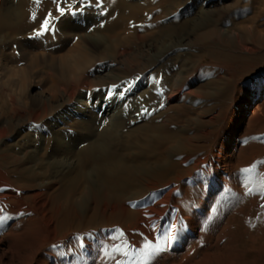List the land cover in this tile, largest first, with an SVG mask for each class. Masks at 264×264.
<instances>
[{"label": "bare ground", "instance_id": "bare-ground-1", "mask_svg": "<svg viewBox=\"0 0 264 264\" xmlns=\"http://www.w3.org/2000/svg\"><path fill=\"white\" fill-rule=\"evenodd\" d=\"M58 2L72 10L61 15L57 0H8L0 8V40L34 33L49 12L53 31L48 35L60 36L61 46L78 37L55 57L57 62L45 66L43 88L28 95V101L10 90L12 82H0V217L13 215L19 217L13 226L30 223L31 231L44 229L52 244L77 229L59 232L61 207L77 211L101 198L110 202L103 203L101 226L122 225L134 248L160 245L152 254L158 255L181 246L196 224L192 214L181 216L188 196L176 195L204 172L217 171L232 140L227 137L223 148L210 156L193 158L184 153V132L161 117L171 104L195 101L189 97L196 81L190 74L203 55L191 62L184 51L186 40L194 43L216 29L221 12L212 8L222 0H103L93 10L86 9L88 0H81L79 10L73 0ZM241 2L235 0L224 12L231 13ZM261 10L234 13L240 19L236 31L250 38L264 34V26L259 28L255 20L244 23L262 15ZM206 23L209 28L204 29ZM172 55L179 66L165 64ZM111 59L120 64L90 68ZM145 67L149 71L141 72ZM143 95L144 102L139 100ZM70 125L77 129L75 135L68 131ZM194 169L193 176L179 182ZM168 234L176 237L170 246ZM205 236L202 230L199 240ZM0 242V264H47L44 257L36 258L38 249L24 261ZM142 253L136 252L137 257Z\"/></svg>", "mask_w": 264, "mask_h": 264}, {"label": "rangeland", "instance_id": "rangeland-1", "mask_svg": "<svg viewBox=\"0 0 264 264\" xmlns=\"http://www.w3.org/2000/svg\"><path fill=\"white\" fill-rule=\"evenodd\" d=\"M234 1L222 0L220 5L211 7L221 12L216 29L194 43L191 38L186 40L189 44L184 51L188 52L191 62L203 55L190 74L196 78L189 96L195 101L171 104L161 117L171 128L184 132L188 147L184 153L193 154V158L210 156L223 148L227 137L232 140L228 152L221 158L224 163H219L218 172H204L201 179L187 183L176 195L177 198L188 196L181 216L193 215L196 226L189 240L142 260L136 252H143L145 246L134 248L122 225L117 229L113 225L101 226L105 223L102 206L110 202L98 198L95 204L77 211L69 206L61 207L56 213L59 232L71 226L77 229H71L64 239L52 244L46 239L44 229L31 231L30 223L13 226L19 217L11 215L5 221L6 227H0L3 245H10L24 261L31 259L30 252L38 249L36 258L44 257L47 264H115L116 260L121 264H264V34L250 38L234 28L240 20L234 13L247 12L252 7L253 11L262 9L263 14L244 22L245 25L255 20L259 28L263 27L264 5L259 0L254 3L243 0L231 13L224 12ZM88 2L86 9L93 10L95 2ZM205 25L207 29L208 24ZM48 34L39 37L35 32L15 34L0 40V82H12L10 90L20 101H28V95L43 88L45 66L57 62L55 57L78 39L74 37L62 48L60 36ZM173 56L164 63L179 66ZM103 62L120 64L118 59L103 60L92 64L91 70H98ZM146 71H149L147 67L141 72ZM151 71L158 78L156 70ZM163 96L162 100L167 95ZM144 99L145 95L139 100ZM67 129L71 135L77 133L74 125ZM195 173V169L185 173L179 182ZM88 226L91 229H86ZM202 230L206 236L199 240ZM116 246L120 252L114 251Z\"/></svg>", "mask_w": 264, "mask_h": 264}, {"label": "snow or ice", "instance_id": "snow-or-ice-1", "mask_svg": "<svg viewBox=\"0 0 264 264\" xmlns=\"http://www.w3.org/2000/svg\"><path fill=\"white\" fill-rule=\"evenodd\" d=\"M37 2H39V0H37ZM80 2H81V0H77V10H79ZM90 2H95L97 7H101V5L103 3V0H90ZM71 10H72L71 7H69L68 9H66L65 7H61L60 3L57 0V9H56V11L59 12L61 15H64L66 13V11H71ZM51 16H52V13L49 12L48 16L44 17L43 20L40 21L39 29L34 30L36 37H39L40 35H44L46 33H49V32L53 31V26L50 24V20H49V18ZM31 18L33 19V21H35L37 19L36 14L33 13ZM101 26H103V25H101ZM17 55H19V53H17ZM111 94L112 93L110 92L109 95H111ZM162 106L163 105H161V107ZM146 111L147 110L145 109V112ZM245 171H248V170H245ZM5 219H6L5 217H0V227L3 226V223H4ZM121 235H123V233H121ZM175 238H176L175 235H171V234L166 235V237H165L166 243L170 246L171 241H173ZM81 247H83V243H81ZM159 249H160V245L146 244L145 247H144V251L142 253L141 259L145 260V261L148 260L150 258V256L154 252L158 251ZM114 251L120 252L121 249H120L119 246H116L114 248ZM125 255H127V253H125ZM115 264H121V262L119 260H116Z\"/></svg>", "mask_w": 264, "mask_h": 264}]
</instances>
